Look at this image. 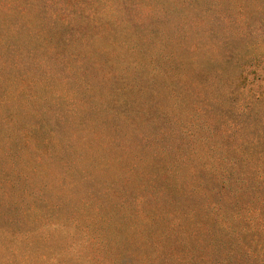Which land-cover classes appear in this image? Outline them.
Returning <instances> with one entry per match:
<instances>
[{
	"label": "trees",
	"instance_id": "trees-1",
	"mask_svg": "<svg viewBox=\"0 0 264 264\" xmlns=\"http://www.w3.org/2000/svg\"><path fill=\"white\" fill-rule=\"evenodd\" d=\"M62 1L0 0V264H264V0Z\"/></svg>",
	"mask_w": 264,
	"mask_h": 264
},
{
	"label": "rangeland",
	"instance_id": "rangeland-1",
	"mask_svg": "<svg viewBox=\"0 0 264 264\" xmlns=\"http://www.w3.org/2000/svg\"><path fill=\"white\" fill-rule=\"evenodd\" d=\"M56 1V3H57V5H56V7L58 8V7H61L62 6V4L65 2V1H62V0H55ZM93 2H94V0H78V2L76 3V9L78 10V14H80L79 13V10L81 9V10H83V11H88L89 10V8L90 7H92V5H93ZM80 7V8H79ZM81 12V11H80ZM75 19L77 20V21H79L80 22V19H81V17H80V15H77L76 17H75ZM0 84H1V81H0ZM71 86H72V84H71ZM0 92H3V89L2 88H0ZM11 103V102H10ZM11 104H14V103H11ZM12 107H13V109L15 110V108L17 107V105H15V106H13V105H11ZM28 123H32V120H33V118H30V119H25ZM96 172H98V170H96L95 172H94V174L93 175H97V173ZM98 173H100V172H98ZM104 173V172H103ZM105 174V176H110L112 179H108L109 181H111V180H113V181H115V180H118V175L116 174V172L115 171H109V172H107V173H104ZM98 176V175H97ZM49 181H52V179H50ZM46 182V181H45ZM116 185V184H115ZM32 188V190L34 189V186H32L31 187ZM98 188V187H97ZM41 189H42V192H43V196L44 197H48V198H51V197H53L54 195V193H53V191H54V189H50V187H45V185H43V186H41ZM74 199H66L65 197L64 198H61V202H68V204H65V205H67V209H69L68 207H70L71 208V203H69V202H72ZM76 202V201H75ZM80 205V202H78L77 203V206H79ZM61 207H63V209L61 210V211H63L64 210V205H61ZM120 208H118V210H119ZM69 210H71V209H69ZM108 212H111L112 213V211L110 210V207L107 205V213ZM73 213V212H72ZM106 213V212H105ZM121 214V212H114L113 211V213L112 214H109V215H120ZM73 224H71V226H72Z\"/></svg>",
	"mask_w": 264,
	"mask_h": 264
}]
</instances>
